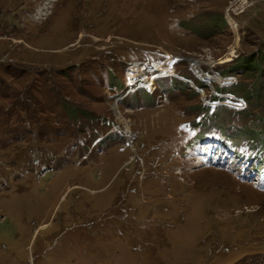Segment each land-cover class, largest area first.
<instances>
[{
    "label": "rangeland",
    "instance_id": "374dc122",
    "mask_svg": "<svg viewBox=\"0 0 264 264\" xmlns=\"http://www.w3.org/2000/svg\"><path fill=\"white\" fill-rule=\"evenodd\" d=\"M260 49L264 0H0V264H264Z\"/></svg>",
    "mask_w": 264,
    "mask_h": 264
},
{
    "label": "trees",
    "instance_id": "16d2710c",
    "mask_svg": "<svg viewBox=\"0 0 264 264\" xmlns=\"http://www.w3.org/2000/svg\"><path fill=\"white\" fill-rule=\"evenodd\" d=\"M256 56H258V57L254 56L253 58L252 57H246V58L239 59V61L234 64L233 69L230 70L229 73H233V74L238 73L239 74V73H242L243 71H245L246 73H249L252 70L260 73L262 71L261 61L264 60V50H262V49L257 50ZM239 71H242V72H239ZM222 72H223V70H222ZM222 75L224 76L225 73ZM261 82H263V80H261ZM258 85L259 84H256V86H258ZM256 86H254L253 88H255ZM216 90L217 91H224L222 87L218 88ZM252 103L260 104V101L256 98V93L249 97V101H248V103L246 102L245 108H243L241 111H238L239 113H245L244 115L246 117L251 115L252 121H253L252 124L245 123L246 128H244L243 132H240L239 128L237 129L239 131L238 137L239 138H243V137L250 138L253 143L264 145V116L260 115V113L253 114V112H251V107L253 106ZM209 107L210 106L205 105V104H201L199 106V108L202 110H205V111L208 110V114H205L206 118L201 117L198 120V122L196 121V124H205L206 122H209V125H210L211 124L210 122L212 120H214L222 110L231 109V107H229V106H220V107H217L215 109H210ZM249 123H251V122H249ZM209 125H206V126H209ZM215 125H217V126H213V127H218V126L220 128L233 127V124L231 123V121L228 118H224V117H221L220 121L215 123ZM257 139L260 141H258Z\"/></svg>",
    "mask_w": 264,
    "mask_h": 264
},
{
    "label": "bare ground",
    "instance_id": "6f19581e",
    "mask_svg": "<svg viewBox=\"0 0 264 264\" xmlns=\"http://www.w3.org/2000/svg\"><path fill=\"white\" fill-rule=\"evenodd\" d=\"M129 5H130V4H129ZM193 63H194L195 65H198V64H199V61L196 60V61H194ZM199 70H200V69H199ZM135 72H136L135 69L132 70L131 73H129L128 78H132V79H133V77H134L135 74H136ZM199 73L202 74L201 71H200ZM216 78H220V77L217 75ZM210 79H211V78H210ZM148 85L152 86V81H150ZM115 107H116V106L114 105V108H115ZM210 164L212 165V164H214V162L211 161Z\"/></svg>",
    "mask_w": 264,
    "mask_h": 264
},
{
    "label": "water",
    "instance_id": "95a60500",
    "mask_svg": "<svg viewBox=\"0 0 264 264\" xmlns=\"http://www.w3.org/2000/svg\"><path fill=\"white\" fill-rule=\"evenodd\" d=\"M117 101V100H116ZM116 103V102H115Z\"/></svg>",
    "mask_w": 264,
    "mask_h": 264
}]
</instances>
